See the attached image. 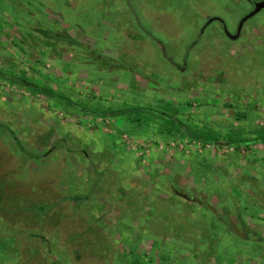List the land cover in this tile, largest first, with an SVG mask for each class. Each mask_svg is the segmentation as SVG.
<instances>
[{
    "label": "rangeland",
    "instance_id": "obj_1",
    "mask_svg": "<svg viewBox=\"0 0 264 264\" xmlns=\"http://www.w3.org/2000/svg\"><path fill=\"white\" fill-rule=\"evenodd\" d=\"M252 8L0 0V72L54 94L0 79V188L64 202L37 228L5 211L0 264H264V143L229 145L264 140V9L235 40L205 25L233 34Z\"/></svg>",
    "mask_w": 264,
    "mask_h": 264
},
{
    "label": "trees",
    "instance_id": "obj_2",
    "mask_svg": "<svg viewBox=\"0 0 264 264\" xmlns=\"http://www.w3.org/2000/svg\"><path fill=\"white\" fill-rule=\"evenodd\" d=\"M38 31H39V29L35 30V34L36 35L38 34L40 37H42L44 39H47L49 41L55 40V41H58V43L61 44V43H63V40L67 39V41L69 43H71L72 45H76L79 48L78 49L79 54L81 56H83V57L93 58V59H96L98 61L104 59L101 56L94 55L90 50H88L86 48H81V45L79 43H72L71 40H69L67 36H64V35L60 36L59 35L60 37L59 38L57 37L58 39H55L54 38L55 37L54 33H49L47 31H41V32H46V33H40ZM104 61H105V59L101 62L102 66H104L103 65ZM107 61L108 60H106L105 62H107ZM1 78L2 79L6 78V75L4 73H2V72H0V79ZM7 80L9 82H11V83L22 85V86H24V87H26V88L38 93V94H42L43 96H45V95L47 96L48 95L49 97H51L52 95H54L51 92V90L50 91L46 90L43 87H41V86H39V85H37L35 83L26 81L25 79H22V78L12 77V78H8ZM57 97L60 98V96H58V95H57ZM81 110L85 112L84 109L81 108ZM124 111L125 110H118V111H114L112 114L118 115V114L124 113ZM133 111H135V112L146 111V109L133 108V109L126 110L125 112H130L131 113ZM148 111H151V110H148ZM175 121H176V125L179 126L182 129V131L189 138H191L193 140H196L197 142H201L203 144L215 141V140H210V139L208 140L207 138L200 136L198 133H196L194 131L191 132V131H189L187 126H185V124H183L181 121H178L176 119H175ZM259 139H261V138L253 139L254 141H243V142H235L234 141V142L229 143V145H230V147L234 146V145H244V147H249L250 145L256 144L258 142L264 143L263 139H261V140H259ZM256 140H258V141H256ZM215 142L217 143L218 147H220L219 145H221V147H222L223 144H219V142H217V141H215ZM41 158H42V156L40 157V155H38V156L36 155L34 160H38V159H41ZM7 160H9L8 157H7ZM46 185L47 184L45 183V187L44 186H40V189L42 191L40 193L36 192L33 195H31L30 193L24 194L25 190L21 188L22 187V183L18 182V181L15 182V184H12V186H11L12 188L6 187V186L1 187L0 188V217L5 218L4 217V216H6L5 211H7V210L10 211L12 209H16L17 211H22L23 212L25 209H27V210L32 212V213H30L31 214V218L33 220V222H30V224H33V226H31V227L37 228L40 225V223L44 222V220H45L44 218H47L49 215L50 216L54 215V211L56 209H58V208L61 209V205L60 204H61V201L63 202V200H60V201L58 200L59 202H54V203H57V204L51 205L45 212H43V209L46 206L44 204V200L43 199H49L51 197V195L54 196V197L58 196L54 189H50V186L49 185L46 186ZM61 195H63V196H61V199H63L65 197V192H62ZM67 197H70V196H67ZM10 200H11V207L8 206V204H7V201H10ZM36 201H38V202H36ZM27 203H28V205H27ZM53 209H54V211H53ZM68 210H70V209H68ZM39 212L41 214H38ZM73 213L76 214L77 212H73ZM67 214H68V212H67ZM27 215H29V214H27ZM12 216L13 217L14 216L15 217H20L19 216V212L13 213ZM5 219H7V218H5ZM15 220L16 219H10V221H9L8 219L7 220L2 219V222H3V225H6V223L8 222L9 224L15 226L19 222V220L17 222H15ZM52 223L53 222H51V219H49L48 223H46V226H50L51 227ZM23 226L28 227L29 224L28 223H26V224L24 223ZM36 230L38 232H42L43 231V230H39V229H36Z\"/></svg>",
    "mask_w": 264,
    "mask_h": 264
},
{
    "label": "water",
    "instance_id": "obj_3",
    "mask_svg": "<svg viewBox=\"0 0 264 264\" xmlns=\"http://www.w3.org/2000/svg\"><path fill=\"white\" fill-rule=\"evenodd\" d=\"M264 9V0H261V1H257L254 3V6H253V9L248 12L245 16H243L241 18V20L239 21L238 25H237V28H236V32L235 34H230V32L227 30L226 28V25L224 24V21L218 17H213V18H209L205 25H208L209 23L213 22V21H218L220 23L223 24V30L225 32V35L231 39V40H235L239 37L240 35V32H241V29L244 25V23L251 17H253L256 13H258L260 10ZM223 145H227V144H223Z\"/></svg>",
    "mask_w": 264,
    "mask_h": 264
},
{
    "label": "flooded vegetation",
    "instance_id": "obj_4",
    "mask_svg": "<svg viewBox=\"0 0 264 264\" xmlns=\"http://www.w3.org/2000/svg\"><path fill=\"white\" fill-rule=\"evenodd\" d=\"M257 1H260V0H251V4H252V6H254V3L257 2ZM252 9H253V8H252ZM208 19H209V18H208ZM208 19H207V20H208ZM213 22H214V21H213ZM217 22H218V21H217ZM211 23H212V22H211ZM218 23H220V22H218ZM209 24H210V23H209ZM209 24H208V25H209ZM220 24L223 26L222 23H220ZM224 24H225V23H224ZM222 28H223V27H222ZM235 32H236V29H235ZM235 32H234L233 34H235ZM57 37L59 38L60 36L57 35V34H55V37H54V38H55V39H58Z\"/></svg>",
    "mask_w": 264,
    "mask_h": 264
}]
</instances>
